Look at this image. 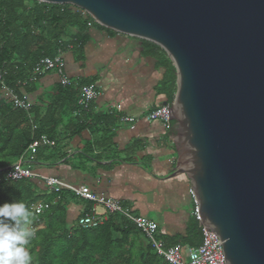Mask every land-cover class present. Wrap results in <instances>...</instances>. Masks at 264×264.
Masks as SVG:
<instances>
[{
  "label": "water",
  "instance_id": "95a60500",
  "mask_svg": "<svg viewBox=\"0 0 264 264\" xmlns=\"http://www.w3.org/2000/svg\"><path fill=\"white\" fill-rule=\"evenodd\" d=\"M31 1L70 6L165 54L173 175L187 178L225 264H264V0Z\"/></svg>",
  "mask_w": 264,
  "mask_h": 264
},
{
  "label": "crops",
  "instance_id": "0c3cea01",
  "mask_svg": "<svg viewBox=\"0 0 264 264\" xmlns=\"http://www.w3.org/2000/svg\"><path fill=\"white\" fill-rule=\"evenodd\" d=\"M63 44L64 73L71 86L62 88L58 75L50 72L37 79L33 91L20 89L21 98L35 106L40 117L46 114L52 148L63 157L46 161L45 156H30L23 167L118 202L154 222L160 237L183 236L195 204L187 178L173 175L175 139L170 126L145 120L165 102L164 71L147 53L145 42L95 26L69 29ZM86 85H94L98 97L88 112H81L77 93ZM120 116L137 122L117 127ZM35 182L40 201L52 198L41 181ZM65 196L46 203L51 209L59 205L70 227L90 205L68 192Z\"/></svg>",
  "mask_w": 264,
  "mask_h": 264
},
{
  "label": "trees",
  "instance_id": "16d2710c",
  "mask_svg": "<svg viewBox=\"0 0 264 264\" xmlns=\"http://www.w3.org/2000/svg\"><path fill=\"white\" fill-rule=\"evenodd\" d=\"M87 24L101 28L90 17L82 16L70 6L31 0H0V70L4 86L20 98V89L26 93L33 91L36 81L29 83L28 80L35 64L63 49V38L69 29H82ZM145 44L147 53L152 54L158 68L164 71L162 95L166 104L171 105L175 93L174 69L159 48ZM29 114L31 125L24 112L13 109L0 97V205L23 202L30 211L32 204L42 200L35 180L10 182L6 175L33 141L42 135L51 140L54 136L45 129L46 114L40 117L35 106ZM44 149L43 152L38 149L32 158L36 160L38 156H45V160L50 161L63 157L57 148ZM65 195L66 192L52 194L46 202L56 197L66 200ZM58 207L32 218L29 227L35 229V238L29 249L32 264H164L140 233L122 217L109 215L97 228L82 230L75 225L68 227L63 211ZM201 234L193 215L183 236L160 238L166 247L179 245L183 254L201 244Z\"/></svg>",
  "mask_w": 264,
  "mask_h": 264
},
{
  "label": "built area",
  "instance_id": "2783aa9c",
  "mask_svg": "<svg viewBox=\"0 0 264 264\" xmlns=\"http://www.w3.org/2000/svg\"><path fill=\"white\" fill-rule=\"evenodd\" d=\"M82 16H87L84 12L79 11ZM87 24V27H90ZM63 49L57 50L56 54L51 58L40 59L32 69L30 82H35L37 79L47 73H56L59 77V83L62 88L71 86L64 73V63L62 60ZM3 72L0 70V88L7 97V102L15 110H20L26 114L27 120L31 125V117L29 114L32 105L24 98H20L12 89H8L3 84ZM98 91L94 85L82 86L78 89L76 106L81 112H88L90 105L97 99ZM170 107L166 104L160 106L148 113L145 117L147 122L158 121L165 127L170 126ZM137 120L131 117L120 116L116 123L117 127L132 125ZM54 142L50 141L46 136H40L32 142L28 149L10 166L6 179L10 182H20L25 180H39L43 183L49 194L58 195L65 191L72 194L75 198L82 200L90 205L86 212H83L76 220V228L82 230L95 229L104 223L109 215L122 217L129 222L145 239L152 252L164 264H225L223 250L219 238L211 231L201 228V244L196 248L188 249L185 252V257L181 252L179 245L166 247L158 233L157 226L154 222L136 216L128 209L122 207L118 202L107 198L96 197L88 188L84 186L74 187L66 184L58 179L40 177L32 170L24 168L27 164V158L33 156L40 148H52ZM102 209L103 214H98L97 209ZM50 209V205L44 201H38L30 206L32 218H38ZM194 215L198 221L196 207Z\"/></svg>",
  "mask_w": 264,
  "mask_h": 264
},
{
  "label": "clouds",
  "instance_id": "9594fccd",
  "mask_svg": "<svg viewBox=\"0 0 264 264\" xmlns=\"http://www.w3.org/2000/svg\"><path fill=\"white\" fill-rule=\"evenodd\" d=\"M32 216L23 202L0 205V264H32Z\"/></svg>",
  "mask_w": 264,
  "mask_h": 264
},
{
  "label": "rangeland",
  "instance_id": "374dc122",
  "mask_svg": "<svg viewBox=\"0 0 264 264\" xmlns=\"http://www.w3.org/2000/svg\"><path fill=\"white\" fill-rule=\"evenodd\" d=\"M96 212L98 214H103V210L102 209H99V208L96 210ZM137 246H139V243H137ZM183 256L185 257V253H183Z\"/></svg>",
  "mask_w": 264,
  "mask_h": 264
}]
</instances>
